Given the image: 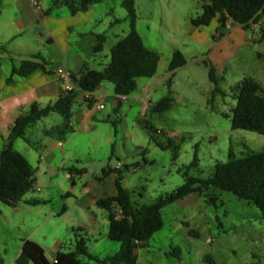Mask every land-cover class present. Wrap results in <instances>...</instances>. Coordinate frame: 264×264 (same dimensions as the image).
I'll list each match as a JSON object with an SVG mask.
<instances>
[{
	"label": "rangeland",
	"instance_id": "obj_1",
	"mask_svg": "<svg viewBox=\"0 0 264 264\" xmlns=\"http://www.w3.org/2000/svg\"><path fill=\"white\" fill-rule=\"evenodd\" d=\"M122 1L99 0L93 3L94 16L100 20L101 32L107 34L100 62L110 60L116 35L123 37L130 30L128 11L122 6ZM206 1L136 0L137 29L144 44L160 56L155 76L140 78L138 82L140 92L145 83L157 80L150 91L152 101L146 111L134 99L124 101L119 113L121 122L116 126L118 131L115 132V126H111L112 141L108 139V126L105 124L99 129L95 143L91 141L90 133L73 134L65 143L66 167L86 165L90 172H94L98 162L104 158L113 161H117V157L122 161L138 158L141 167L134 171L132 165L125 170L123 186L132 191L133 201L141 204L171 192L185 182L186 176L209 178L217 161L229 159L230 150L241 157L249 150L264 149V135L232 127L231 109L236 105L234 87L239 81L237 73L229 68L223 75L218 71L220 91L212 98L215 84L209 76L210 63L202 57L207 45L193 39L195 28L191 23V19L201 13ZM63 9L67 10V7ZM102 18L105 20L102 21ZM175 50L183 53L187 63L175 70L169 85L168 67ZM105 65L98 64L96 68L103 69ZM104 85L112 88L113 92L112 82L106 81ZM76 93L81 95L78 90ZM164 97L172 98L171 107L163 112L152 111V104ZM80 104L82 101L78 97L74 108ZM105 104L104 112L111 111L112 99H107ZM111 118L112 122L116 119L114 113H111ZM62 120L61 114L52 112L34 126V136L42 135L45 128L56 126ZM68 135L66 133L65 137ZM63 174L66 176L68 170L64 169ZM85 180L86 177L82 181ZM69 185L66 180L60 181L51 195L50 208L58 210L66 203L62 187ZM207 195L215 197V202L207 201ZM70 201L69 213L56 216L42 225L34 237L46 250L49 260L53 252V238H58L62 251L74 250V229L83 226L81 221H86L74 199ZM94 209L98 213L106 212L98 206ZM162 214L164 226L145 246L138 248V264H208L204 260L207 254L217 264H264V219L261 211L230 191L211 186L202 196L191 194L169 204ZM100 222L93 236H87L81 230L77 232L86 238L91 255L106 258L119 250L120 242L107 236L108 217L104 221L100 214ZM14 233L13 230L8 231L4 221H0V264H9L10 255L16 250L12 241ZM42 233L48 237L43 238ZM5 246L8 253L4 250ZM175 250L177 254L173 253ZM80 258L87 264H105L87 256ZM106 264L112 263L108 261Z\"/></svg>",
	"mask_w": 264,
	"mask_h": 264
},
{
	"label": "crops",
	"instance_id": "obj_2",
	"mask_svg": "<svg viewBox=\"0 0 264 264\" xmlns=\"http://www.w3.org/2000/svg\"><path fill=\"white\" fill-rule=\"evenodd\" d=\"M55 1L39 0V7H37L32 0H0V151L4 148L10 130L19 115L28 111L33 103L45 106L55 102L64 92L57 73L58 68L66 69L71 75L79 77L84 71L98 69L96 68L98 64L105 65L109 62V58L107 62L99 61L100 53L105 52L107 34L101 32V26L98 24L100 20L94 16L93 3L73 14L68 6ZM64 7H67V10H64ZM112 24L113 22L110 23ZM218 26V20L215 18L207 26L194 27L193 39L207 45L206 51L202 52V57L208 59L210 65H213L217 79L218 71V74L223 75L229 68L239 75L237 84L243 80L253 81L258 84V92L264 97V20L259 19L244 27L229 19L222 34H219ZM100 33L106 35V41L101 52H94L97 34ZM116 37L115 43L121 38L118 35ZM36 54L44 57L48 71L37 68L27 76L14 75L13 80L8 81L12 71L18 68L22 61L31 59ZM139 80L140 78L137 82ZM105 82L92 92L93 99L89 101L85 99V91L78 89L75 85V90L81 93L76 99L79 97L82 104L77 108H74L73 104L70 119L63 117L58 125L45 128L42 135L34 136L35 124L27 129L25 138H17L14 141L16 150L22 153L36 169L37 182L34 189L17 204L8 205L0 201L2 204L0 205V221L6 223L8 231L15 232L12 241L15 242L16 250L10 255L9 264H13L19 256L25 239L34 240L42 246L34 238L35 235L41 230L42 225L54 217L68 214L71 199H74V204L86 218L85 222L81 221L80 225L83 226L78 229L87 236H93L101 225L100 214L104 221L108 217L105 209H103L105 213H98L94 209L97 206V200L117 192L118 174L114 170L117 162L126 163L129 169L135 163L139 164L138 168L141 167L138 158L122 161L117 156V161L110 158L100 160L94 172H90L86 165L66 167L65 143L73 134L90 133L91 141L95 143L99 129L102 124H105L108 126V139L112 141L111 126L115 120L121 122L119 113L122 103L134 99L146 111L148 103L152 101L151 88L157 80L148 81L140 92L137 87L134 93L120 100L114 92V86L111 92L112 88L105 87ZM109 98L112 99L113 108L111 111L104 112L105 101ZM119 102L120 107L116 111ZM99 104H103L104 107L99 108ZM111 113H114L116 117L113 122ZM50 115L51 113L48 116ZM117 131L115 128V132ZM66 133L70 135L65 137ZM108 166L113 169L102 177V169ZM64 169L68 170L66 176L63 174ZM81 169H85V172L79 173ZM84 177L86 180L83 182ZM61 180L70 183L67 188L62 187L65 191L62 196L67 201L61 209L54 210L49 207L52 202L51 195ZM33 198L45 199L48 202L38 205H30L26 202ZM64 206L65 210H63ZM41 236L45 239L48 237L46 233H42ZM53 240L51 259L49 260L46 256L50 262L56 252L61 250L58 238L55 237ZM4 250L8 253L6 246Z\"/></svg>",
	"mask_w": 264,
	"mask_h": 264
},
{
	"label": "trees",
	"instance_id": "obj_3",
	"mask_svg": "<svg viewBox=\"0 0 264 264\" xmlns=\"http://www.w3.org/2000/svg\"><path fill=\"white\" fill-rule=\"evenodd\" d=\"M97 1L99 0H56L55 3L65 4L74 14ZM122 6L128 11L130 30L112 46L110 60L103 69H88L79 77L72 75V80L78 89L92 93L102 82L109 81L113 83L116 95L128 96L136 91L139 78L152 77L156 74L160 56L156 50L144 44L137 29L136 0H123ZM215 18L218 20L219 34H222L229 19L247 27L251 22L264 20V0H207L202 5L201 13L192 18L191 23L194 27H203L209 25ZM105 41L104 33L97 34L94 52H101ZM186 63L183 53L175 50L168 67L169 85L175 70ZM37 68L48 71L46 60L41 54L22 61L21 65L12 71L8 81H12L14 75L27 76ZM209 76L215 84L212 97L214 98L220 88L213 65H210ZM234 92L236 105L231 109L232 127L264 135V97L258 92V84L243 80L234 87ZM76 96V90L64 91L55 102L45 106L33 103L28 111L16 118L7 142L0 151V201L8 205L17 204L34 189L37 182L36 169L22 153L16 150L14 141L17 138H25L29 127L52 112H58L65 119H70ZM171 104L172 98L164 97L152 105L151 110L163 112L168 110ZM119 107L120 102L116 111ZM118 123L119 121L116 120L113 122L116 130ZM138 165V163L134 164L135 167ZM112 169L110 166L103 168L101 176H105ZM114 170L118 174L117 192L98 199L97 206L108 212V238L120 242V248L115 254L106 258L91 255L86 238L77 232L81 229H74L76 233L74 250L69 252L58 250L50 262L39 243L25 239L21 252L13 264H87L81 260V256L105 264L108 261L112 264H138V248L145 246L148 240L164 226L162 210L191 194L202 196L211 186L230 191L247 203L255 205L260 209L264 219V149L249 150L241 157L235 156L230 150L229 159L217 161L214 164L213 175L209 178L186 176L182 185L171 192L158 195L149 203L134 202L132 191L123 186L124 172L129 170V165H125L124 169ZM84 172L85 169L79 171V173ZM206 198L209 202H215V197L207 195ZM26 202L30 205H38L45 204L48 200L33 198ZM65 208L64 206L63 210ZM176 252L177 250L173 253L177 254ZM204 260L208 264H217L210 254L205 255Z\"/></svg>",
	"mask_w": 264,
	"mask_h": 264
},
{
	"label": "built area",
	"instance_id": "obj_4",
	"mask_svg": "<svg viewBox=\"0 0 264 264\" xmlns=\"http://www.w3.org/2000/svg\"><path fill=\"white\" fill-rule=\"evenodd\" d=\"M32 2L34 3V5H36L37 7H39V0H32ZM57 73L61 79L62 82V87H63V91L65 92H69L72 90H75V83L72 80V75L69 71H67L66 69L63 68H58L57 69ZM85 99L86 100H92V93L91 92H85ZM118 99H125L124 95H118ZM99 108H103L104 105L103 104H99L98 105ZM123 167H125V165L121 162L118 161L115 168L116 169H122ZM134 169H136V167L134 166Z\"/></svg>",
	"mask_w": 264,
	"mask_h": 264
}]
</instances>
